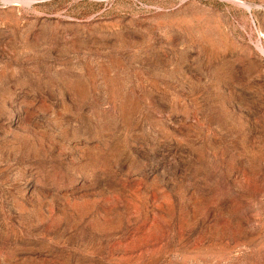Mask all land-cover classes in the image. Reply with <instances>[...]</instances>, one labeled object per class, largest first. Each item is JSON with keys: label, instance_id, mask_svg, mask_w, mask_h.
Masks as SVG:
<instances>
[{"label": "rangeland", "instance_id": "374dc122", "mask_svg": "<svg viewBox=\"0 0 264 264\" xmlns=\"http://www.w3.org/2000/svg\"><path fill=\"white\" fill-rule=\"evenodd\" d=\"M0 264H264V0H0Z\"/></svg>", "mask_w": 264, "mask_h": 264}]
</instances>
